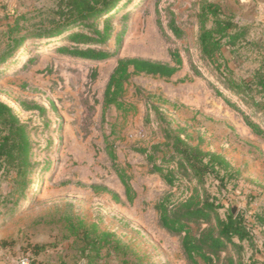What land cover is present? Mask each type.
Returning a JSON list of instances; mask_svg holds the SVG:
<instances>
[{"label":"rangeland","instance_id":"rangeland-1","mask_svg":"<svg viewBox=\"0 0 264 264\" xmlns=\"http://www.w3.org/2000/svg\"><path fill=\"white\" fill-rule=\"evenodd\" d=\"M57 2L0 0V56L7 51L4 33L16 15L25 16L22 25L32 32L36 26H50ZM263 3L123 0L96 21L101 32L111 30L106 43L76 45L66 36L31 40L0 66V101L29 127L34 164L29 188L22 179L14 182V173L0 168V256L8 264L22 256L38 264H188L181 236L164 230L154 207L169 196L173 208L198 183L183 178L168 185L151 172L147 154L142 152L162 144L165 131L170 130L192 144L201 141L204 150L221 154L242 170V179L225 190L212 178L204 187L224 206L222 217L238 204L237 213L245 216L255 236L253 244L243 245L244 261L263 264L264 139L249 129L242 115L264 128V93L255 85L256 74L264 75V12L256 10ZM209 5L217 6L221 20L239 26L232 34L241 33L237 45L224 48L217 61L203 57L198 41L202 13ZM212 21L209 15L206 26L211 27ZM172 28L180 34L175 35ZM77 30L89 32L85 27ZM117 39L121 40L118 45ZM63 46L92 47L115 56L88 62L59 53ZM171 51H178L183 59V67L172 79L132 76L120 99L123 108L111 107L103 115L104 93L118 58L172 64ZM195 68L200 72L197 76ZM243 80L253 83L252 92L239 93L231 87ZM22 102L43 109L26 111ZM106 143L134 189L131 205L126 203ZM164 155L158 153L156 161L161 164ZM92 186L107 188L118 197L94 191ZM71 224L77 232L91 229L90 239L102 233L114 237L107 246L93 247L81 241L82 235L79 239L73 235ZM34 245L45 247L39 256H34ZM83 248L92 249L91 258H84Z\"/></svg>","mask_w":264,"mask_h":264},{"label":"trees","instance_id":"trees-1","mask_svg":"<svg viewBox=\"0 0 264 264\" xmlns=\"http://www.w3.org/2000/svg\"><path fill=\"white\" fill-rule=\"evenodd\" d=\"M122 1L58 0L56 8L52 12L53 20L50 22V26L39 25L32 32H27L22 25V22L26 20L25 16L16 15L14 22L8 26L4 33L8 38L9 45L7 51L0 56V66L15 57L17 52L31 40H53L66 36L76 45L106 43L111 35V30L108 27L104 32H101L96 21L113 12ZM202 15L204 20L201 23L198 37L201 53L209 61H217L222 56L224 48H233L239 42L241 33L232 34L233 30L239 26L233 22L221 20L216 5H209ZM209 15L213 19L211 27L206 26ZM82 27L87 28L89 32L77 30ZM172 29L175 35L180 34L177 28ZM24 30L26 34L20 36ZM66 33L67 35H65ZM227 38L229 41L225 42ZM120 41L117 39L116 44L118 45ZM58 52L88 62L108 60L115 56V54L96 48H80L79 46H63L58 48ZM170 56L172 64L139 58H118L104 93L103 115L105 116L111 107H116L119 110L123 108L120 99L132 76L144 74L165 80L172 79L183 67V59L178 51H171ZM30 61L29 59L27 62ZM194 71L196 76L200 74L197 68ZM96 75L95 73L94 77ZM255 85L264 93L263 74H256ZM231 87L237 88L239 93L253 91V83H248L246 80ZM217 95H222V93L217 92ZM225 99L228 104L231 102L228 98ZM20 105L26 111L43 109L38 105L30 106L25 102ZM236 110L240 112V109L236 108ZM242 115L249 129L256 136L264 139V128L250 120L244 113ZM30 135L29 127L20 120L10 106L0 101V168L6 173H14V182L18 183L22 179L21 182L25 188H29L31 185L28 175L34 166ZM106 145L107 153L124 186L126 203L131 205L135 201L134 189L127 181V176L116 164V153L109 143ZM142 152L147 154L151 172L161 176L168 185L173 186L176 181L183 178L195 180L198 183V186L193 188L192 194L173 208H170L169 196L162 198L154 207L164 230L181 236L182 251L188 264H259L255 259L245 262L242 256L244 243L247 242L251 245L255 241V236L245 216L240 212L234 215L230 209L222 217L220 210L224 206L204 187L207 179L212 178L219 182L220 190H225L229 183L242 179V170L236 169L221 154L204 150L201 141L198 144H192L187 138L175 135L170 130L165 131L162 144L154 145L150 150L145 149ZM158 153H165L161 164L156 161ZM92 189L110 193L114 198L118 197L107 188L92 186ZM70 229L74 236L79 239L82 235L81 241L89 242L93 247L101 243H105L107 246L114 237L113 234L102 233L98 238L90 239L91 229L77 232L73 224L70 225ZM3 244L8 245L7 242H3ZM32 248L34 256H38L45 247L34 245ZM229 248L233 249L235 254H232ZM87 249L83 248L81 253L84 258L89 259L92 249L89 252ZM94 251L98 253L99 250L94 248Z\"/></svg>","mask_w":264,"mask_h":264},{"label":"built area","instance_id":"built-area-1","mask_svg":"<svg viewBox=\"0 0 264 264\" xmlns=\"http://www.w3.org/2000/svg\"><path fill=\"white\" fill-rule=\"evenodd\" d=\"M15 264H36L34 260L28 256H22L18 258Z\"/></svg>","mask_w":264,"mask_h":264},{"label":"crops","instance_id":"crops-1","mask_svg":"<svg viewBox=\"0 0 264 264\" xmlns=\"http://www.w3.org/2000/svg\"><path fill=\"white\" fill-rule=\"evenodd\" d=\"M257 9L259 10V13H260V12L263 13V12H264V3H263V4H260L259 7L256 8V10H257ZM256 14H257V13H256ZM263 14H264V13H263ZM40 254H41V253H40ZM40 254H39V255H40ZM39 255H38V256H39ZM36 258H37V257H36ZM34 260H35V259H34ZM7 261H8L7 258H4V259H3V257L0 256V264H8ZM35 263H36V262H35ZM36 264H38V263H36Z\"/></svg>","mask_w":264,"mask_h":264},{"label":"water","instance_id":"water-1","mask_svg":"<svg viewBox=\"0 0 264 264\" xmlns=\"http://www.w3.org/2000/svg\"><path fill=\"white\" fill-rule=\"evenodd\" d=\"M238 208H239V206H238L237 203H234V204L232 205L231 210H232V213H233L234 215L237 214V212H238Z\"/></svg>","mask_w":264,"mask_h":264}]
</instances>
